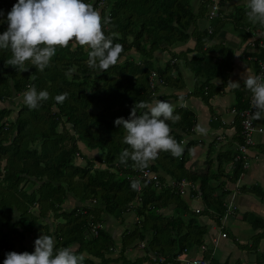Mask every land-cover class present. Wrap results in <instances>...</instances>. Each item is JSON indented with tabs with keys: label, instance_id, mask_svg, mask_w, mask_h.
Listing matches in <instances>:
<instances>
[{
	"label": "trees",
	"instance_id": "16d2710c",
	"mask_svg": "<svg viewBox=\"0 0 264 264\" xmlns=\"http://www.w3.org/2000/svg\"><path fill=\"white\" fill-rule=\"evenodd\" d=\"M232 1H215L216 15L208 20L207 28L199 31L196 23L207 19V9L212 4L209 0H85L102 16H110L111 24L104 25V32L106 35L114 32L113 43L123 46L119 62L99 73L87 66L84 49L79 46L73 49L71 44L58 48L43 72L30 63L26 64L29 70L25 72L5 67L11 52L0 50V102L9 100L13 94L21 95L30 84L37 91L47 90L50 94L38 109H29L24 103L13 109L0 108V264L15 247L17 253L34 251L36 238L29 245L25 241L35 229L51 235L57 249L69 247L78 255L84 254V264L116 262L117 259L110 260L108 256L113 250L118 248L123 253L140 242L144 243V252L164 257L157 264H176L183 250L200 246L202 230L197 216L175 188H169L161 177L159 188L152 184H143L140 191L131 188L130 178H135L138 170L131 161L128 167L118 163L120 152L128 146L122 143L125 135L122 126H116L114 121L119 117L127 119L136 102L154 100L155 88L148 84L150 72L154 71L164 85L171 79L166 76L168 71L178 72V64L173 61L181 53L170 54L162 70L154 68L153 53L168 51L191 38L193 47L185 51L191 56L183 60L194 87L198 84L197 89L203 94L213 79L225 80L230 69L229 57L217 60L210 56L211 49L202 50L210 41V34L225 20L238 29H249L248 36L252 32L264 33V26L248 21L244 5L237 7L232 16L221 17L222 4ZM17 2L0 0V20L5 21L0 23V34L6 31L7 13ZM260 60L264 70V51ZM258 70L256 67L255 72ZM33 74L35 80L30 79ZM65 92L67 99L57 103L54 98ZM233 96L234 121L238 126V114L248 107L251 94L243 85L233 89ZM174 114L181 119L168 123L180 133L193 122L186 110H174ZM238 128L240 132V125ZM174 138L179 142V137ZM81 147L94 155L89 158ZM182 156L175 158L160 152L161 160L151 162L149 169L156 173L161 169L174 182L199 179L201 190L205 189L208 179L182 173ZM75 157L83 164H75ZM238 170L236 163L234 171ZM26 183L36 187L27 192L21 187ZM68 199L76 205L63 210L61 206ZM215 200L213 205L203 206L199 214L211 211L210 216L218 221L223 208L221 197ZM35 205L38 212L33 214L31 209ZM167 208L170 213L164 215ZM129 213L134 217L130 230L122 228L115 234L103 226V216L122 224ZM47 218L56 223L51 232L44 223ZM163 235L167 238L160 241ZM118 258L122 264H141L138 258L133 261Z\"/></svg>",
	"mask_w": 264,
	"mask_h": 264
},
{
	"label": "crops",
	"instance_id": "0c3cea01",
	"mask_svg": "<svg viewBox=\"0 0 264 264\" xmlns=\"http://www.w3.org/2000/svg\"><path fill=\"white\" fill-rule=\"evenodd\" d=\"M238 3L235 0L223 3L226 6L221 7V17L232 16ZM207 25L208 19H199L196 30L202 31ZM192 30L193 28L190 29ZM248 31L249 29H238L230 20H225L210 34V41L202 50L211 49L210 56L217 60L229 57L230 69L225 73V80L213 79L209 84L210 88L204 89L203 94L197 89L198 84L194 87L193 77L185 68L183 60L191 56L185 51L193 47L192 38L168 51L153 53L154 68L161 70L170 54L181 53L173 61L178 64V72L166 73L171 79L168 84L155 87L154 99L168 101L174 105V110H186L190 113L192 124L184 127L181 133L170 126L171 135L179 137V142L184 146L185 152L182 157L185 174L208 179L203 190L200 188L199 179L193 182L185 180L192 187L186 188L180 198L197 216L202 230L200 245H204L205 250L200 251L197 246L189 248L180 256L183 259L199 258L208 264H264V118L254 120L252 145L246 150L247 167L242 168L241 162L236 159V156H239L237 146L240 140L238 128L240 124L237 126L234 121L233 89L227 85L229 81H234L239 82L240 87L243 86L242 77L246 74H258L259 70L255 72V69L259 68L260 62L263 64L260 60L263 51L245 46L249 38ZM258 35L264 42V33ZM180 96L185 98L187 107L179 106ZM197 124L207 128L206 135H199L194 131ZM236 163L239 164L237 172L234 171ZM158 175L167 185L174 182L165 173ZM202 192L206 195L202 196ZM219 197L223 212L218 221L210 216L211 211L199 214L204 209L203 206L213 205L215 198ZM230 198L234 211L222 219ZM195 210H198V213H195ZM126 220L124 218L122 226L127 223ZM104 227L109 230L112 228L107 223ZM221 233L225 234L224 238L220 237ZM137 245L141 258L151 257L152 264L164 261L162 256L144 252V243L140 242ZM175 262L180 263L178 259Z\"/></svg>",
	"mask_w": 264,
	"mask_h": 264
},
{
	"label": "clouds",
	"instance_id": "9594fccd",
	"mask_svg": "<svg viewBox=\"0 0 264 264\" xmlns=\"http://www.w3.org/2000/svg\"><path fill=\"white\" fill-rule=\"evenodd\" d=\"M246 16L253 25L264 26V0H244ZM5 21L0 20V23ZM7 29L0 34V50L11 52L5 60V67L12 66L18 72L29 70L30 63L37 71L43 72L50 66L58 48L73 49L79 46L87 53L86 64L98 73L108 71L120 60L123 46L113 43L116 34L106 35L104 25L111 24L110 16H102L93 4L85 0H18L7 13ZM244 88L251 94L248 123L264 118V70L255 75H244ZM30 79L35 80L33 74ZM230 88L240 87L239 82L229 81ZM68 93L54 99L62 104ZM23 103L29 109H38L50 98L47 90L37 91L29 85L22 93ZM179 106L187 107L185 98L179 97ZM181 117L174 114V105L168 101L154 99L151 103L136 102L127 119L116 118L114 124L122 126L125 135L122 143L128 147L118 156V163L144 172L151 162L158 159L160 152L180 158L185 149L171 135L169 121L177 123ZM194 131L206 135L207 128L197 124ZM133 190L141 188L140 178H130ZM84 254H76L69 247L56 248L51 235L42 233L34 241V251L29 253H6L3 264H84Z\"/></svg>",
	"mask_w": 264,
	"mask_h": 264
},
{
	"label": "built area",
	"instance_id": "2783aa9c",
	"mask_svg": "<svg viewBox=\"0 0 264 264\" xmlns=\"http://www.w3.org/2000/svg\"><path fill=\"white\" fill-rule=\"evenodd\" d=\"M209 1L212 4L209 5L208 9H207V15L206 16H207L208 20L211 19L212 17H214L217 13V6H216L215 0H209ZM245 46L247 48L258 49V50L264 51V42L256 32H252L249 35V38L247 39ZM262 70H263V64L260 62L258 74ZM148 84H149V87L151 89H153L156 86H162L163 81L157 76V74L154 71H152V72H150L149 77H148ZM250 101H251V96L248 99V107L238 114L239 119H240V122H239L240 132L239 133H240L241 142L237 146V151L239 153V156H236V159L241 162L242 168L247 167L246 150L249 146L252 145V134L254 132V121H252V123L247 122L249 120L248 114L254 113L256 111V109L250 108ZM234 114H235V112H234ZM136 173L137 174L135 175V178H140L141 187L143 184H152V185L156 186L157 188L160 187V183L158 182L159 175L156 172H153L148 168L144 172L138 171ZM167 186L169 188H175L180 196L185 193L186 188L192 187V185L185 180H180L178 182H171ZM140 190H141V188L137 191H140ZM229 201H230V203L228 204V206H227V208L223 214L222 219H224V217L229 215L230 212L234 211V207L232 206V198H230ZM195 213H198V210H195ZM220 237L224 238L225 234L221 233ZM140 247H142L141 244H140ZM198 249L200 251H204L205 246L200 245L198 247ZM184 253H186V250L182 251V254H184ZM178 261L181 262V264H208L207 261L199 259V258L183 259L182 257H180L178 259Z\"/></svg>",
	"mask_w": 264,
	"mask_h": 264
},
{
	"label": "rangeland",
	"instance_id": "374dc122",
	"mask_svg": "<svg viewBox=\"0 0 264 264\" xmlns=\"http://www.w3.org/2000/svg\"><path fill=\"white\" fill-rule=\"evenodd\" d=\"M8 1H10V0H8ZM236 2H239L238 4H237V6L239 7L240 5H244V1H237V0H235ZM223 6H226L225 4H223ZM245 6V5H244ZM196 7H197V5H196V3L194 4V8L196 9ZM155 53H157V52H154V54ZM169 59V58H168ZM167 58H166V60H168ZM18 104H23V98H22V94L21 95H15V94H13V95H11V98L9 99V100H4V101H2V102H0V108H2V107H9V108H12V107H16ZM13 109V108H12ZM14 114V113H13ZM13 114L10 116V118H13ZM79 146H81V145H79ZM82 148V147H81ZM82 151H83V154H85L86 156H89V158H91L94 154L92 153V152H90V151H85V149L84 148H82ZM79 157H75V160H74V163L75 164H79V165H82L83 164V161L81 160V159H78ZM158 160L160 161L161 160V157H159L158 158ZM157 160V161H158ZM165 161V160H164ZM97 166V168H100V169H103V165H96ZM176 171V170H175ZM174 171V172H175ZM182 171V173H184L185 174V170H181ZM179 173V171H176V173ZM158 174H162V173H164V172H162V170L161 169H158V172H157ZM186 175V174H185ZM25 191H29V190H31L32 188L34 189L35 187H36V185H31V184H22V186H21ZM76 204H75V202L73 201V200H71V199H68L65 203H63L62 204V209L63 210H69L71 207H73V206H75ZM31 212L33 213V214H36L37 212H38V206L37 205H35V206H33V208L31 209ZM163 213H164V215H167V214H169L170 213V210H169V208H167L166 210H164L163 211ZM187 215V217L190 215V213H188V214H186ZM103 216V215H102ZM104 218V223H103V226H106V223L108 224V225H111L112 226V228H110V230H111V232H116V233H119L121 230H122V228H129V230L133 227V225H132V223L134 222V220H133V215L131 214V213H129V214H126L125 216H124V218H125V220H126V222L127 223H124V226H122L121 224H119V223H117V221L116 220H113V219H111V218H109V217H107V216H103ZM193 217H195L194 215H193ZM131 219V220H130ZM44 223H46L48 226H49V228H48V230H49V232H51V230L53 229V227H54V225L56 224L53 220H51L50 218H47L46 219V221L44 222ZM96 226H98V225H96ZM42 233H44L45 234V232L42 230V229H35L34 231H33V234H32V236L30 235L27 239H26V241H25V245H29L30 244V242L32 241V237H34V238H38ZM115 233V234H116ZM161 238H160V241H164V240H166V238H167V236L166 235H163V236H160ZM117 245H118V247H119V244H118V241H117ZM138 247V245H136V247L134 246L133 248H131V249H127L125 252H123V253H121L120 252V250L118 249V248H116L115 250H113V252L111 253V254H109L108 256L110 257V260H114V259H117V261L116 262H112V261H110V264H122L121 263V261H120V259L118 258L119 256H123L125 259H127V260H129V261H133L134 259H136V258H141L142 256H141V253L140 252H138L139 251V249L137 248ZM13 251H15V252H17V249H16V247H15V249L13 250ZM151 258V257H150ZM150 258H141V264H152V262L150 261ZM180 258V257H179ZM178 258V259H179ZM179 264H181V262L179 263Z\"/></svg>",
	"mask_w": 264,
	"mask_h": 264
}]
</instances>
